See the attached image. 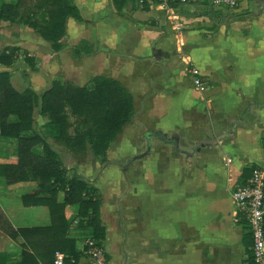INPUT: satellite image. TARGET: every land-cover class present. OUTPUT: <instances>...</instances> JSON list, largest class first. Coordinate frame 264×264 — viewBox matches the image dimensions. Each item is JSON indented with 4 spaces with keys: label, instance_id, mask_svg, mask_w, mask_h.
<instances>
[{
    "label": "crops",
    "instance_id": "crops-1",
    "mask_svg": "<svg viewBox=\"0 0 264 264\" xmlns=\"http://www.w3.org/2000/svg\"><path fill=\"white\" fill-rule=\"evenodd\" d=\"M252 1L250 13L226 21H189L187 31L201 34L210 47L201 57L184 45L167 49L162 42L165 33L153 42L139 38V43L132 39L123 46L116 27L107 26L117 16L110 0H70L82 20L67 18L66 47L57 52L31 28L0 23V49L18 46L34 59L33 69L22 57L20 65V58L11 66L0 65L18 91L29 87L40 94L59 73L77 85L95 75L114 78L133 98L157 85L154 99L144 101L137 117L155 122L160 133L174 139L158 134L147 138L149 151L124 169L116 162L87 164L70 157L67 161L73 166L61 158L66 168H74L99 189L106 248L112 249L114 238L139 244V264H242L244 230L235 223L231 192L245 164L264 168V8ZM90 24L92 33L85 29ZM205 28L210 29L202 34ZM81 39L91 43L93 51L75 57L71 46ZM153 49L160 52L153 54ZM191 69L202 90L195 87ZM33 118L35 129L51 145L53 138L43 126L46 120L37 110ZM129 126L135 129L134 124ZM132 143L128 150L132 154L145 151L146 146ZM16 148L15 139L0 135V163H14ZM107 151V158H112V143ZM30 189L29 181L7 184L0 176V209L14 228L50 222L46 206L23 204L22 195ZM64 212L66 218L76 216L72 206H65ZM87 232L69 228L78 251L82 248L78 238ZM21 242L20 236L8 239L0 230V250L9 254L8 262L19 260ZM84 258L82 253L80 264H89Z\"/></svg>",
    "mask_w": 264,
    "mask_h": 264
},
{
    "label": "trees",
    "instance_id": "trees-1",
    "mask_svg": "<svg viewBox=\"0 0 264 264\" xmlns=\"http://www.w3.org/2000/svg\"><path fill=\"white\" fill-rule=\"evenodd\" d=\"M254 1L258 3V9L264 8V0ZM129 2L134 8L138 6L134 0H111L118 11ZM258 14L259 10L254 12V15ZM68 17L82 20L78 8L70 0H0V23L5 21L31 28L55 52L66 47ZM92 51L93 45L85 39L72 47L75 57ZM20 57L34 68V59L27 51L18 46L0 49L2 66H11ZM35 110L46 120L43 126L47 135L61 142L69 153L90 150L101 158L102 163L110 162L106 156L108 147L134 115L132 94L111 77L95 75L84 85L56 78L49 89L39 94L29 87L16 90L10 81V73L0 71V135L13 138L17 143L16 161L0 163V176L7 184L29 181L32 189L22 195L23 204L46 206L50 219L45 226L14 228L0 209V230L8 239L22 238L19 260L8 262L9 254L0 250V264H53L56 251L78 259L86 248L82 246L78 251L74 238L68 235L64 215L67 205L76 208L77 229L88 230L90 235L87 237L95 239L100 246L105 239V226L99 212V189L74 168L62 164L45 137L35 129ZM36 146H39L38 153L34 152ZM262 146L264 148V142ZM255 167L253 163L242 167L239 184L247 181ZM235 223L244 230L242 264H254L248 223L239 212Z\"/></svg>",
    "mask_w": 264,
    "mask_h": 264
},
{
    "label": "rangeland",
    "instance_id": "rangeland-1",
    "mask_svg": "<svg viewBox=\"0 0 264 264\" xmlns=\"http://www.w3.org/2000/svg\"><path fill=\"white\" fill-rule=\"evenodd\" d=\"M252 2V0H240L238 6L232 9L229 7H222L220 9H208L206 5H203L201 3L184 5L175 9H155L154 7L143 8L140 6H136L134 8L132 6V3L129 2L124 5V7L122 8L123 10L121 9L122 12H120L121 10H115L114 7L110 4V8L114 11V13H116L117 16L116 18L111 19V21H109L110 25L107 24V26L110 28H112L113 26L116 27L118 35L120 34L118 40L120 39V41L123 42V46L127 45L128 41H132V39L134 44L137 42L139 43V38L142 39V41L144 42H153L154 40L160 39L161 35L165 33L166 36L163 38L162 41L164 47L169 50H175L177 46L184 45L183 47L187 48V52L191 50V52H193L195 55L201 57L208 50H210V47L205 45L203 40L201 41V39H203V36L201 34H198L194 31H187V26L190 25L189 21H199L200 23H203L204 21H226L229 18L235 16V14H246L247 11V13H250L248 9L250 7L251 9L253 8ZM92 4L93 2H91V5ZM127 21L128 24L131 25V28H129L128 24H126ZM178 23H180L181 27ZM85 29H88L89 33H92L91 24L87 25ZM209 29L210 28L203 29L202 34ZM178 31L181 33V35L177 34L179 33ZM175 34L179 35V37L175 36ZM73 46L74 45L71 46V53ZM22 60L19 65L22 64ZM152 73L155 76L157 74V72L155 74L154 70L152 71ZM56 78L64 79L62 73L57 74L54 79ZM186 80L188 81V78H186ZM137 84H140V82H138ZM156 88L157 85L151 84L149 90L146 89L143 90L144 92H138V94H136V97L133 98V106L135 113L130 122H128L124 126L121 134L117 137L116 140L112 142L113 156L109 159L111 162H116L120 164L123 169L131 162L142 159L141 157L134 158L133 156L136 154H132V152L128 151L131 148V142H133V145L137 143L138 145L136 144V146H141V148H144L146 146L147 138H152L154 135L158 134L157 131H159V129L157 128L155 122H143L141 121L140 116L137 117V115H140L141 110L144 109V101H148V99H154L158 91V89ZM145 92L147 93V95L144 94ZM171 92L173 94V90ZM148 94H150L149 97H147ZM131 124H134L135 129H128L130 127L129 125ZM165 138L166 140L174 139L172 134L168 135L167 133L165 134ZM169 144L174 146L173 142L171 141L169 142ZM51 145L49 146L53 148H50L53 149L57 154L59 153L58 156L60 160L62 158V160L68 163V165H73L71 161H67L68 159H71L70 157H73L75 159L73 160V162L80 160L87 164L93 162L102 163L101 158L98 156H94L90 150H86L79 154H71L65 149L64 145L61 142L55 140L54 138L52 139ZM36 147L39 148V146ZM106 156L108 157V151L106 153ZM121 173L122 174L120 177H124L123 170H121ZM72 207L76 215V208L74 206ZM72 215L73 213H71L70 216H67V218L65 216L66 221L67 219H69V221H67L68 231L69 228L71 231L76 230L74 225H76L77 223V218L76 216L71 217ZM83 235L84 236L78 238L79 240H81L82 246L85 238L89 236L90 233H83ZM69 237L72 236L69 235ZM74 240L76 242V238H74ZM103 244L104 243L102 242V246ZM112 244L113 247L111 250L108 247L106 248L105 246H103L106 255L109 257L107 264H139V244L134 245V242L128 244L125 239L116 241V238L113 239ZM83 261L84 260H82V262Z\"/></svg>",
    "mask_w": 264,
    "mask_h": 264
},
{
    "label": "built area",
    "instance_id": "built-area-1",
    "mask_svg": "<svg viewBox=\"0 0 264 264\" xmlns=\"http://www.w3.org/2000/svg\"><path fill=\"white\" fill-rule=\"evenodd\" d=\"M138 6L154 7L155 9H175L184 5L201 3L208 9L222 7L236 8L240 0H134ZM195 87H203L196 72L190 70ZM220 142V140H218ZM229 161V159H228ZM236 213L247 221L252 237V254L254 264H264V168L255 167L244 184L236 185L231 192ZM86 250L83 252L89 264H107L108 259L103 246L91 237H86L83 243ZM53 264H80L72 255L56 251Z\"/></svg>",
    "mask_w": 264,
    "mask_h": 264
},
{
    "label": "water",
    "instance_id": "water-1",
    "mask_svg": "<svg viewBox=\"0 0 264 264\" xmlns=\"http://www.w3.org/2000/svg\"><path fill=\"white\" fill-rule=\"evenodd\" d=\"M159 52H160V51H159L158 49H153V50H152V53H153V54H158ZM149 149H150V143H149V141H148V143H147V145H146V149H145V151H143V152H141V153L135 155L134 158L144 156V155L149 151Z\"/></svg>",
    "mask_w": 264,
    "mask_h": 264
}]
</instances>
